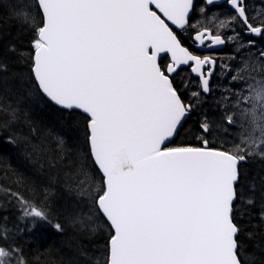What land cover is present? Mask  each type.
<instances>
[{
    "label": "snow or ice",
    "instance_id": "obj_1",
    "mask_svg": "<svg viewBox=\"0 0 264 264\" xmlns=\"http://www.w3.org/2000/svg\"><path fill=\"white\" fill-rule=\"evenodd\" d=\"M0 11L23 38L0 51V133L46 177L5 172L0 264H39L25 238L43 227L72 231L67 264H256L264 0Z\"/></svg>",
    "mask_w": 264,
    "mask_h": 264
},
{
    "label": "trees",
    "instance_id": "obj_2",
    "mask_svg": "<svg viewBox=\"0 0 264 264\" xmlns=\"http://www.w3.org/2000/svg\"><path fill=\"white\" fill-rule=\"evenodd\" d=\"M23 39L17 36V29L13 21L7 19L3 11H0V51L10 41L19 43ZM19 131L27 132V128L21 126ZM248 171L251 176L264 175V163L259 159L253 160L248 164ZM15 171L26 175L35 181L46 179L39 165H34L26 158L24 149L6 142L3 134L0 133V182L3 181L5 172ZM256 221L253 220V224ZM30 239L32 251L39 256V264H48L55 261L56 264H67L73 256L72 242L73 233L71 230L66 235H59L51 228H39ZM48 250L51 255H48ZM249 252L254 255L256 264L264 260V237L259 233L254 240L249 241ZM43 253L42 256L39 254Z\"/></svg>",
    "mask_w": 264,
    "mask_h": 264
}]
</instances>
